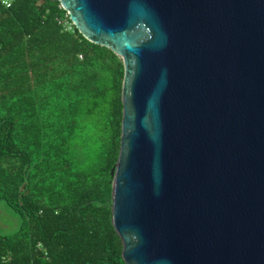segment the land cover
<instances>
[{
  "label": "water",
  "instance_id": "1",
  "mask_svg": "<svg viewBox=\"0 0 264 264\" xmlns=\"http://www.w3.org/2000/svg\"><path fill=\"white\" fill-rule=\"evenodd\" d=\"M58 1L123 64L124 262L264 264V0Z\"/></svg>",
  "mask_w": 264,
  "mask_h": 264
},
{
  "label": "trees",
  "instance_id": "2",
  "mask_svg": "<svg viewBox=\"0 0 264 264\" xmlns=\"http://www.w3.org/2000/svg\"><path fill=\"white\" fill-rule=\"evenodd\" d=\"M122 77L58 0L0 3V202L18 222L0 264H126L110 201Z\"/></svg>",
  "mask_w": 264,
  "mask_h": 264
},
{
  "label": "rangeland",
  "instance_id": "3",
  "mask_svg": "<svg viewBox=\"0 0 264 264\" xmlns=\"http://www.w3.org/2000/svg\"><path fill=\"white\" fill-rule=\"evenodd\" d=\"M18 225L17 219L11 212L0 202V230L3 233H9L16 230Z\"/></svg>",
  "mask_w": 264,
  "mask_h": 264
},
{
  "label": "built area",
  "instance_id": "4",
  "mask_svg": "<svg viewBox=\"0 0 264 264\" xmlns=\"http://www.w3.org/2000/svg\"><path fill=\"white\" fill-rule=\"evenodd\" d=\"M12 0H0V3L5 6V7H9V5L11 4ZM66 28H70L69 25L66 26Z\"/></svg>",
  "mask_w": 264,
  "mask_h": 264
}]
</instances>
